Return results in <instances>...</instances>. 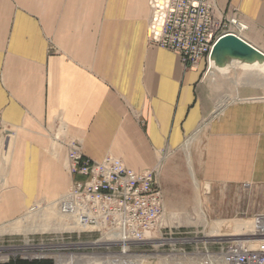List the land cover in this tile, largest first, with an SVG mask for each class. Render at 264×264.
<instances>
[{"label":"crops","instance_id":"obj_1","mask_svg":"<svg viewBox=\"0 0 264 264\" xmlns=\"http://www.w3.org/2000/svg\"><path fill=\"white\" fill-rule=\"evenodd\" d=\"M214 2L264 53V0ZM150 19V0H0L1 221L69 191L71 142L157 169L169 211L200 206L193 184L264 193V97L214 101L225 73L152 44Z\"/></svg>","mask_w":264,"mask_h":264},{"label":"built area","instance_id":"obj_2","mask_svg":"<svg viewBox=\"0 0 264 264\" xmlns=\"http://www.w3.org/2000/svg\"><path fill=\"white\" fill-rule=\"evenodd\" d=\"M150 10V42L176 53L186 68L202 61L209 67L216 41L229 33L240 36L245 30L237 14L216 18L214 0H150ZM66 166L73 180L69 191L44 207L55 211L56 221L64 227L62 249L56 257L45 255L36 260L78 264L83 257L77 251L83 250L84 244L69 241L79 240L81 234L97 235L102 249L119 247L123 254L131 253L136 244L160 241L167 228V215L157 169L134 171L114 156L94 161L85 157L75 142L66 144ZM42 207L37 204L30 212ZM238 222L237 226L222 228L230 233H220L204 243L200 264H264V214L254 216L249 226ZM179 235L177 244L190 246L197 233ZM209 245L216 252L210 251ZM179 254L190 258L181 250ZM10 262L9 257L0 259V264Z\"/></svg>","mask_w":264,"mask_h":264},{"label":"rangeland","instance_id":"obj_3","mask_svg":"<svg viewBox=\"0 0 264 264\" xmlns=\"http://www.w3.org/2000/svg\"><path fill=\"white\" fill-rule=\"evenodd\" d=\"M222 78L224 81H219L218 87L227 89L230 94L228 97H213L214 101H234L237 98V90L241 95L243 94L240 99L264 97V72L261 74L254 70L249 71L247 68L244 69L233 63L228 72L222 75ZM54 147L58 146L54 144ZM159 175L158 183L163 191ZM180 188L183 189V185L181 187L179 185L172 186L174 190ZM192 188L194 191L197 188L198 192H196L201 200L200 206L198 208L179 207L173 211L166 209L167 228L157 244H136L130 249L131 253L123 254L119 247H115L111 251L102 249L100 238L97 235L81 234L79 240L74 238L69 241H81L84 244L82 245L83 250L77 251L83 257L78 264H112L114 261H118L117 264H200L205 251L204 243L213 240L220 233H226L227 231L224 232L223 227L225 228L229 224L237 226L238 221H241L243 227L249 226L254 216L264 214V193L255 188L219 187L213 188L210 192L205 190L202 185L195 187L193 184ZM53 202L40 201L36 203V205L43 204L40 210L30 212L31 208L23 216L0 220V259L9 257L10 264L18 260L38 263L50 261L36 260L39 256L46 255L48 258H53L57 256L58 251L61 252L63 230L51 231L56 227L47 223L49 221L56 223L57 215L51 208H44L45 204L49 205ZM175 218L183 220L175 222L173 220ZM217 222L222 223L218 224ZM188 232L197 233L194 243L190 246L177 244L176 240L180 237L179 234ZM208 247L210 251L216 252L214 246L209 245ZM180 250L189 253L192 260L179 254ZM15 255L17 257L13 259Z\"/></svg>","mask_w":264,"mask_h":264},{"label":"water","instance_id":"obj_4","mask_svg":"<svg viewBox=\"0 0 264 264\" xmlns=\"http://www.w3.org/2000/svg\"><path fill=\"white\" fill-rule=\"evenodd\" d=\"M210 60L214 61L218 67L231 66L234 61L264 62V53L240 36L229 33L216 41Z\"/></svg>","mask_w":264,"mask_h":264},{"label":"bare ground","instance_id":"obj_5","mask_svg":"<svg viewBox=\"0 0 264 264\" xmlns=\"http://www.w3.org/2000/svg\"><path fill=\"white\" fill-rule=\"evenodd\" d=\"M233 63H235V64H237V65H239L240 67H242V68H247L249 71L250 70H254V71H258V72H260L261 74H262V72H264V62H259V61H254L253 63H246V62H239V61H234ZM233 63H232V65H233ZM229 67H231V66H225V67H218L217 65H216V63L214 62V61H212V60H210V63H209V69H214V70H217V71H219V72H221V73H227L228 72V70H229ZM3 144V143H2ZM1 144V145H2ZM185 186V185H184ZM198 208V207H197ZM191 220V219H190ZM204 222V221H203ZM47 224H49L50 226H53L55 229L54 230H51V231H59V230H64V227L63 226H61L58 222H48ZM50 228V227H49ZM158 243V242H157ZM132 256V255H131ZM130 256V257H131ZM165 258V260H167V258L166 257H164ZM117 262L118 261H114V262H112V264H117ZM110 263V262H109ZM136 264H138V263H136ZM140 264V263H139Z\"/></svg>","mask_w":264,"mask_h":264},{"label":"trees","instance_id":"obj_6","mask_svg":"<svg viewBox=\"0 0 264 264\" xmlns=\"http://www.w3.org/2000/svg\"><path fill=\"white\" fill-rule=\"evenodd\" d=\"M11 264H52L51 261H44V262H38V263H29V262H26V261H14L13 263Z\"/></svg>","mask_w":264,"mask_h":264}]
</instances>
